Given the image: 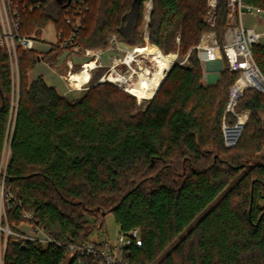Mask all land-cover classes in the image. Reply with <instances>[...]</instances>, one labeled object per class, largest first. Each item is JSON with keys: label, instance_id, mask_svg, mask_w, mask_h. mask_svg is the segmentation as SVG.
I'll use <instances>...</instances> for the list:
<instances>
[{"label": "trees", "instance_id": "obj_1", "mask_svg": "<svg viewBox=\"0 0 264 264\" xmlns=\"http://www.w3.org/2000/svg\"><path fill=\"white\" fill-rule=\"evenodd\" d=\"M144 1L89 0L78 44L106 47L112 34L143 43ZM243 1L264 9V0ZM25 2L32 9L22 14L20 34L49 22L70 33L67 0ZM208 2L153 0L150 40L170 51L180 33L189 62L170 69L140 113L133 95L109 83L69 99L42 75L30 81L38 61L52 64L65 51L59 43L46 52L18 46L13 87L9 53L0 45V159L18 91L6 186L21 203L7 219L20 223L22 212H32L54 240L10 236L4 264H100L99 256H71L68 244L92 239L109 213L120 230L141 232L142 244L127 248L129 264H264V92L246 88L227 110L240 72L225 56L219 80L205 83L196 46L207 31L224 42L229 9L228 0H217L210 25ZM133 10L129 38L123 30ZM253 57L264 77L263 43L253 46ZM246 111L239 139L227 146L223 123L236 124Z\"/></svg>", "mask_w": 264, "mask_h": 264}, {"label": "built area", "instance_id": "obj_2", "mask_svg": "<svg viewBox=\"0 0 264 264\" xmlns=\"http://www.w3.org/2000/svg\"><path fill=\"white\" fill-rule=\"evenodd\" d=\"M144 3L146 11L140 28L143 43H131L118 34H112L106 47L90 48L82 47L77 42L80 31L84 29L89 0H71V13L65 16L66 23L70 25V33L65 35L63 30L56 29V41L51 42L48 49L50 50L53 45L59 43L60 48L65 49L64 53L68 54L65 60L66 73L62 77L65 79L69 91L86 90L95 82L96 84L109 83L135 96L138 102L142 99L150 100L156 95L170 69L180 62L175 61V54L172 56V53L170 55L164 53L158 44L150 40L149 23L153 0H145ZM209 4L210 13L215 17L217 0H209ZM228 7L224 42L220 44L215 32L210 31L203 34L201 42L197 44L196 48L198 58L204 67L205 77L210 75L211 78V76L217 75L218 70L215 62L220 59L223 61V56H225L230 70L240 72L237 83L232 87L233 95L234 89L237 88L248 69H252L264 79L253 57V46L261 43L264 31H257L254 25L253 27L247 26L243 19L245 14L264 15V9L243 0H228ZM29 8L32 9L25 0H0V45L7 48L12 67L16 63L17 73V47L21 46L28 50L42 52L38 48V44L46 40L43 34L44 27L36 28L31 34L22 35L19 33L22 14ZM71 53H73L72 56L82 57L83 61L74 63L72 56L70 57ZM164 60L165 65L163 64ZM96 70H102V73L97 79H94ZM14 75L13 69V87H17L18 83L16 84ZM252 86L255 85H248L244 88ZM14 97L10 116L11 131L9 129L6 133L0 159V264H4L10 236L49 244L54 242L50 234L38 224L32 212H22L23 220L20 223L10 224L7 219L8 209H13L21 203L17 202L12 196L10 188L6 186V172L13 134L12 123L16 120L14 112L17 107L18 91L16 99ZM22 224H26L28 230H19ZM141 241L140 230L133 228L128 231L119 230L115 237L107 234L80 244H68V248L71 256H99L100 264H129L126 260L127 248L134 244L140 246ZM76 263L82 264V261L77 260Z\"/></svg>", "mask_w": 264, "mask_h": 264}, {"label": "rangeland", "instance_id": "obj_3", "mask_svg": "<svg viewBox=\"0 0 264 264\" xmlns=\"http://www.w3.org/2000/svg\"><path fill=\"white\" fill-rule=\"evenodd\" d=\"M146 11V4L144 3L143 4V20H144V13ZM129 16V26L128 28L124 31L126 33L127 36H129V38H132L133 35H132V30L135 26V19H136V16H137V11L133 10ZM215 18H216V15L215 17L213 15H211L210 13V4L208 2V11H207V14L205 15V20L210 24V25H214L215 23ZM243 19H244V23L247 25V26H251L256 28L257 31H264V15H257V16H252V15H248V14H245L243 16ZM143 24V22H142ZM142 26V25H141ZM141 26L139 27V29L141 28ZM55 25L53 22H49L45 27H44V37L46 38L47 41L49 42H54L56 41V34H55ZM140 31V30H139ZM210 31H207V32H204V33H208ZM203 33V34H204ZM202 34V36H203ZM202 36H201V39H202ZM201 39H200V42H201ZM180 33L177 34L176 36V40H175V43H176V48L173 49V50H170V51H165L163 48L162 50L164 51V53L166 54H169L172 53V54H175V61L176 62H180L182 63L183 65H186L188 64V57H189V53H186L183 55V53L181 52L180 50ZM199 42V43H200ZM198 43V44H199ZM261 43L264 44V37L261 39ZM49 48V47H48ZM48 51V50H47ZM46 52V51H45ZM73 53H71L70 57L72 56ZM171 54V55H172ZM68 57V54L65 52H63L59 58L57 59V61H55L54 63L50 64L46 61H38L33 68H31L28 72V78L30 81L36 79L38 76L42 75L44 76V79L51 85H54L57 87V89H59L65 96H67L69 99H74L76 97H79L81 96L85 90H80V91H69L67 86H66V81L65 79H63L62 75H64L66 73V68H65V60L66 58ZM72 60L74 61V63H79L81 61H83V58L82 57H79V56H72L71 57ZM70 58V59H71ZM10 65H11V62H10ZM14 69L15 71V81H16V84L18 83V73H17V66H16V63H14V66L12 67L11 65V71ZM217 71V70H216ZM102 73V70H96L94 71V79H97V77ZM219 73V77L218 79H214V81H210V75H208L207 77H205L204 81L205 83L207 84H213V83H216L219 78H220V75H221V72H218ZM240 77V76H239ZM238 77V78H239ZM262 78V77H261ZM238 80V79H237ZM236 80V82H237ZM262 84L260 83H256L255 84V88L259 89V90H263L264 91V79L262 78ZM235 82V83H236ZM92 84H96L95 82H93ZM235 85V84H234ZM233 85V86H234ZM232 86V87H233ZM91 87V86H90ZM253 87V86H252ZM249 88V87H248ZM246 89V88H245ZM231 92H232V88H231ZM244 92V91H243ZM232 95V93H231ZM135 97V96H134ZM136 99V107H135V111L134 113H140L142 111L145 110L146 106L148 105V103L150 102V100H147V99H142L140 102H138L137 98L135 97ZM229 105L227 106V110H230L228 109ZM264 116V114H263ZM244 119V122L247 121L248 117H249V112H243L241 114L238 115V121L240 120V118ZM238 121L236 122V124L238 123ZM235 126L234 125H227L226 123H223V131H224V135H225V132L227 131V127H233ZM226 127V128H225ZM227 135V133H226ZM227 139H228V135H227ZM225 141H226V136H225ZM229 143V141H228ZM227 145V143H226ZM228 146V145H227ZM20 229L19 230H28V226L26 224H22L20 225L19 227ZM120 230V227H119V224L116 222L114 216L112 213H109V214H106L105 216V225L103 227L102 230H95L93 232V238L96 239V238H100L101 236H104V235H107L109 234L110 236L112 237H115L117 235V233L119 232Z\"/></svg>", "mask_w": 264, "mask_h": 264}, {"label": "bare ground", "instance_id": "obj_4", "mask_svg": "<svg viewBox=\"0 0 264 264\" xmlns=\"http://www.w3.org/2000/svg\"><path fill=\"white\" fill-rule=\"evenodd\" d=\"M173 55L174 54H172V56ZM172 56H170V57H172ZM165 59H166V57H165ZM163 64L165 65V60L163 61ZM261 79H262L261 76L258 75L255 71H253L252 69H248L245 72V76L240 80L237 88L234 89L232 97H236L241 92V89L244 88L245 86L255 85L256 83H259V82L262 84ZM243 123L244 122L242 120H240V123L237 127H227L226 133L228 135V141L230 144H233L237 140L239 130H240L241 126L243 125Z\"/></svg>", "mask_w": 264, "mask_h": 264}, {"label": "water", "instance_id": "obj_5", "mask_svg": "<svg viewBox=\"0 0 264 264\" xmlns=\"http://www.w3.org/2000/svg\"><path fill=\"white\" fill-rule=\"evenodd\" d=\"M57 1H58L59 3H61V4H63L65 0H57ZM135 1H136V0H135ZM70 2H71V0H67V3H66L65 5L63 4V6H67L68 4H70ZM215 65H216V69L219 70V72H221V71L223 70V61H222L221 59L218 60V61H216V62H215ZM218 77H219V73H217V75L211 76L210 81H214V79H216V78L218 79ZM236 83H237V82H236ZM236 83H235V84H236ZM244 90H245V88H242L241 92H240L236 97H232L233 95L231 96V101H230V103H229V107H228V109H230V108L232 107L234 101H235L238 97L242 96ZM239 123H240V120H239L238 123L235 124V126H233V127H237V126L239 125ZM244 125H245V122L243 123V125L241 126V128H240V130H239L237 140L239 139V137H240V135H241V132H242V129H243ZM225 136H226V143H227L228 146H232V145H234V144L237 142V140H236L233 144H230V143H228V139H227L226 132H225Z\"/></svg>", "mask_w": 264, "mask_h": 264}, {"label": "crops", "instance_id": "obj_6", "mask_svg": "<svg viewBox=\"0 0 264 264\" xmlns=\"http://www.w3.org/2000/svg\"><path fill=\"white\" fill-rule=\"evenodd\" d=\"M128 26H129V23H127V24L125 25L123 31H125V30L128 28ZM50 43H51V42L45 40L43 43H39V44H38V48H39L42 52H45V51H47V50L49 49L48 47H49ZM263 114H264V112H263Z\"/></svg>", "mask_w": 264, "mask_h": 264}]
</instances>
